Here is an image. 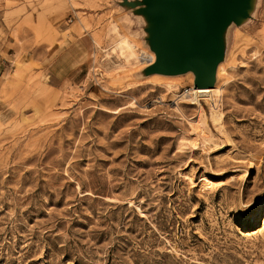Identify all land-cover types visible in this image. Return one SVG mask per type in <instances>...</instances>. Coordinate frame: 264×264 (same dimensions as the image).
Segmentation results:
<instances>
[{"label":"rangeland","instance_id":"rangeland-1","mask_svg":"<svg viewBox=\"0 0 264 264\" xmlns=\"http://www.w3.org/2000/svg\"><path fill=\"white\" fill-rule=\"evenodd\" d=\"M144 24L123 0H0V264H264V0L223 36L217 123L185 74L142 73Z\"/></svg>","mask_w":264,"mask_h":264},{"label":"water","instance_id":"water-1","mask_svg":"<svg viewBox=\"0 0 264 264\" xmlns=\"http://www.w3.org/2000/svg\"><path fill=\"white\" fill-rule=\"evenodd\" d=\"M145 21L154 59L142 73L191 70L195 86H211L224 54L223 33L249 15L252 0H123Z\"/></svg>","mask_w":264,"mask_h":264},{"label":"bare ground","instance_id":"bare-ground-1","mask_svg":"<svg viewBox=\"0 0 264 264\" xmlns=\"http://www.w3.org/2000/svg\"><path fill=\"white\" fill-rule=\"evenodd\" d=\"M231 27H233V22H230L226 26V28L224 30V33H223V36L226 35V33L228 32V30ZM129 36L127 34L121 35L119 37V39L116 41V44L115 45H116V48L118 49L119 54L121 55V57H123V61L126 64H129L130 65L129 71L132 73V72L136 71L138 68L133 67L130 61H131V59L134 60V59L139 58L138 57L139 55H137L136 52H135V50H136L135 49L136 39L132 35L131 36L133 37V39L130 38ZM134 39H135V41H134ZM146 47H148V46H146ZM141 54L142 53L140 52V55ZM145 55H146V57L143 58L145 61H141L140 63H139V61H137L136 63L137 64L139 63V64L142 65V64H148L151 61H153V59H154V52L152 51V49L149 48L148 53L145 52ZM224 59H225V52H224V55H223L222 59L216 65L215 74H214V83L211 86H195V85H193V83H192L193 74H192V71L191 70H186L184 72L173 73V74L155 72L154 73L155 74L154 82L164 83L163 81H161L162 79H164L165 80L164 86L167 89H172V87L174 85L168 79L166 80V78H169L171 76H177V75L179 76L182 73L185 74L184 76H186L189 79V81L187 82V84L190 86V88L189 89H186L185 92H186V95L187 96H190V99H191L190 103L191 104H196V105H198L200 107L201 105L198 102L197 95H200V94L204 95L205 96V99H207L209 101V104H210V107H209V117H210V119L214 123H217V122L220 121V119L222 117V113L220 112L219 109H217V106H216V103L217 102H215V101H216V97H218V96L215 97V95H217V93L220 91V86L218 85V81H219L220 77L222 76V73L225 72V70H226L225 69V66H224V63H225L224 62ZM144 66L145 65H143L141 67V69ZM122 75H124V74H122ZM126 75H128V74H126ZM200 117L201 118H199V120L195 123L196 126L193 128L194 129V133L197 136H202V134L205 133L204 120H203L202 116H200ZM187 139H189V142L190 143L195 144L194 141H192V138L187 137ZM181 143H183L182 140H181ZM202 180H203V183H210L211 182V180L209 181V179L207 180L206 178H202Z\"/></svg>","mask_w":264,"mask_h":264},{"label":"crops","instance_id":"crops-1","mask_svg":"<svg viewBox=\"0 0 264 264\" xmlns=\"http://www.w3.org/2000/svg\"><path fill=\"white\" fill-rule=\"evenodd\" d=\"M23 41H29L27 38L22 41H14L12 38L8 37V40H6V54L13 55L16 51V48L23 43ZM8 42V43H7ZM30 50L26 51V54H29Z\"/></svg>","mask_w":264,"mask_h":264},{"label":"built area","instance_id":"built-area-1","mask_svg":"<svg viewBox=\"0 0 264 264\" xmlns=\"http://www.w3.org/2000/svg\"><path fill=\"white\" fill-rule=\"evenodd\" d=\"M197 98H198V100H199V99H203V100H204V99H205V96L202 95V94H200V95H197Z\"/></svg>","mask_w":264,"mask_h":264}]
</instances>
